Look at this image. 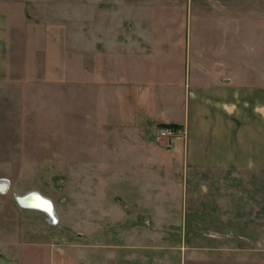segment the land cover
Masks as SVG:
<instances>
[{
	"label": "rangeland",
	"instance_id": "374dc122",
	"mask_svg": "<svg viewBox=\"0 0 264 264\" xmlns=\"http://www.w3.org/2000/svg\"><path fill=\"white\" fill-rule=\"evenodd\" d=\"M255 2L264 12V0H0L10 54V76L0 82V179L9 182L0 192V264H115L116 253L134 264H191L197 238L245 233L244 210L254 217L256 203L264 217L263 173L230 171L210 185L208 173L182 183V172H163L167 186L188 192L157 206L113 179L114 161L98 151V49L109 48L98 44V27L122 51L136 40L128 62L142 63L143 45L155 59L151 70L169 60L178 71L187 47L195 58L199 44H222L224 10ZM161 128L157 140L170 146L175 135L160 136ZM31 191L54 203L56 223L16 202L14 194Z\"/></svg>",
	"mask_w": 264,
	"mask_h": 264
},
{
	"label": "crops",
	"instance_id": "0c3cea01",
	"mask_svg": "<svg viewBox=\"0 0 264 264\" xmlns=\"http://www.w3.org/2000/svg\"><path fill=\"white\" fill-rule=\"evenodd\" d=\"M259 4L224 10L228 17L223 22L228 24L219 31L222 44L212 48L199 44L195 58L189 57L194 51L187 47L180 72L169 60L151 70L155 59L143 45L138 49L146 53L140 60L144 64L128 62L136 40L125 42L128 51H122V44L108 40L98 27V44L109 46L98 49V116L103 119L98 151L104 153L105 163L114 161L113 179H124L133 194L146 195L144 204L173 205L165 197L188 192L183 178L195 183L208 173L211 185L218 174L230 171L239 177L264 174V12ZM253 20L255 25L250 26ZM8 30V13L0 11V82L10 76ZM209 55L212 59H206ZM171 124L180 131L165 146L158 142L157 130ZM105 163L101 165L107 171ZM176 171L182 172V183L167 186L169 178L163 172ZM190 187L193 194H200ZM261 206L255 204L254 217L245 208L248 214L240 222L245 233L197 238L201 245L190 252V263L264 264ZM112 259L115 264H134L129 254L116 253Z\"/></svg>",
	"mask_w": 264,
	"mask_h": 264
},
{
	"label": "water",
	"instance_id": "95a60500",
	"mask_svg": "<svg viewBox=\"0 0 264 264\" xmlns=\"http://www.w3.org/2000/svg\"><path fill=\"white\" fill-rule=\"evenodd\" d=\"M9 190V182L7 180H0V192L1 193H7ZM31 196L37 197L36 199L40 198L44 200V204L46 205L45 208L32 204L31 202H28L27 199L30 198ZM16 202L25 209H36V210H41L42 212H45V214L49 217V220L51 222H56L57 221V216L56 212L54 210V206L52 201L49 198H46L42 196L38 191H31L27 194H25L23 197H20L17 194H14Z\"/></svg>",
	"mask_w": 264,
	"mask_h": 264
},
{
	"label": "bare ground",
	"instance_id": "6f19581e",
	"mask_svg": "<svg viewBox=\"0 0 264 264\" xmlns=\"http://www.w3.org/2000/svg\"><path fill=\"white\" fill-rule=\"evenodd\" d=\"M0 180H3V179H0ZM4 180H7V179H4ZM20 197H23V196H20ZM36 198L37 197L31 196L30 198L27 199V201L31 202L32 204H35V205H38V206H41V207L45 208L46 205L44 204V200L40 199V198H38V199H36ZM28 210H34V211H38V212H41V213H45V212H42L41 210H36V209H28ZM46 217H47V215H46Z\"/></svg>",
	"mask_w": 264,
	"mask_h": 264
},
{
	"label": "built area",
	"instance_id": "2783aa9c",
	"mask_svg": "<svg viewBox=\"0 0 264 264\" xmlns=\"http://www.w3.org/2000/svg\"><path fill=\"white\" fill-rule=\"evenodd\" d=\"M179 129L178 130H173L171 128H161L160 130V136H171V135H175L177 136V134L179 133ZM184 135L186 133V131L182 132ZM171 140V139H169Z\"/></svg>",
	"mask_w": 264,
	"mask_h": 264
},
{
	"label": "trees",
	"instance_id": "16d2710c",
	"mask_svg": "<svg viewBox=\"0 0 264 264\" xmlns=\"http://www.w3.org/2000/svg\"><path fill=\"white\" fill-rule=\"evenodd\" d=\"M161 127H163V128H171L173 130H178L179 129V126L173 125V124H171V125H161Z\"/></svg>",
	"mask_w": 264,
	"mask_h": 264
}]
</instances>
